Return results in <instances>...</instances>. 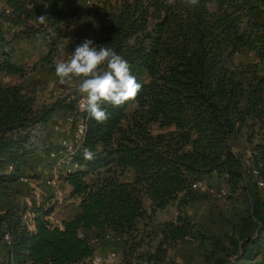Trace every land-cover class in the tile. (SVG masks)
Here are the masks:
<instances>
[{
	"label": "trees",
	"instance_id": "1",
	"mask_svg": "<svg viewBox=\"0 0 264 264\" xmlns=\"http://www.w3.org/2000/svg\"><path fill=\"white\" fill-rule=\"evenodd\" d=\"M0 184L25 176L26 161L37 152L36 133L47 129L55 104L35 96L3 76H20L13 61L21 43L40 41L54 56L75 9L60 0H0ZM100 26L94 43L111 47L128 61L142 84L134 101L119 108L104 105L109 119L97 124L86 112L85 128L61 176L76 211L49 225L52 207L44 201L10 206L0 212L2 233L9 235L4 264H72L92 254L85 235H119L120 259L160 262L168 247L191 233L184 213L158 225L152 251L138 249L144 228L156 210L183 203L192 181L223 177L226 188L246 187L250 233L229 238L226 259L213 264H260L253 261L264 244V201L256 196L252 167L264 166V0H96ZM99 10V15L97 14ZM47 21L40 24L37 17ZM254 62H237L241 53ZM73 108V106H71ZM70 106H68V109ZM71 109V108H70ZM232 138L249 147L245 161L232 150ZM84 148L96 154L83 160ZM8 166L11 167L8 170ZM128 173L130 180L123 179ZM148 201V207L144 206ZM32 212V228L22 219ZM108 242L107 239H104ZM228 248V249H227Z\"/></svg>",
	"mask_w": 264,
	"mask_h": 264
},
{
	"label": "rangeland",
	"instance_id": "2",
	"mask_svg": "<svg viewBox=\"0 0 264 264\" xmlns=\"http://www.w3.org/2000/svg\"><path fill=\"white\" fill-rule=\"evenodd\" d=\"M60 2L75 9L78 14V18L62 39L64 45L58 48L54 56H46V47L40 41L21 43L16 47L12 59L22 65L24 69L22 75L2 77L4 82L13 81L31 92L36 103L45 105L54 103L55 108L47 129L36 133V145L39 150L33 158L26 161L23 171L28 177L27 183L12 181L0 184V212L14 205L22 206L45 201L52 207L47 216H50L53 222L57 221L58 225L61 219L70 217L77 209V198L69 195L61 180L65 163L60 164L55 173H52L53 161L48 157V152L58 147L61 139L70 140L72 126L66 123V116L69 115L76 120L81 114L75 105L76 98L80 96L74 87L78 81L66 85L59 84L53 61L69 58L75 46L84 38L94 40L101 35L100 26L93 17L96 0ZM97 14L99 15V10ZM235 61L254 62V59L243 52L235 57ZM68 106L71 109H68ZM230 144L232 150L238 153L242 160L246 161L249 158V147L243 139L232 138ZM128 176V173H124L122 178L126 179ZM223 179L215 175L204 176L201 182L210 190H191L183 203L178 205L174 202L156 210L147 221L143 232L144 239L138 251L146 253L153 250L159 239L158 225L164 220L173 219L176 212L186 214L193 228L183 240L168 247L166 264H213L218 259H226L224 248L229 246V238H238L242 233H250L253 221L249 217L250 200L247 186L232 190L225 187ZM253 182L256 196L260 201H264V186H256L254 179ZM219 187H225L226 192L223 196L215 195V189ZM144 206L148 207L146 200ZM90 235L94 234L90 232ZM119 241L120 239L108 242L96 236L91 244L92 253H111L113 260L104 264H125L120 259ZM253 261L264 264V244ZM127 264H133V261Z\"/></svg>",
	"mask_w": 264,
	"mask_h": 264
},
{
	"label": "clouds",
	"instance_id": "3",
	"mask_svg": "<svg viewBox=\"0 0 264 264\" xmlns=\"http://www.w3.org/2000/svg\"><path fill=\"white\" fill-rule=\"evenodd\" d=\"M174 0H167L172 4ZM188 6H196L199 0H185ZM40 24L47 21V17H37ZM55 76L61 85L78 81L74 85L79 93L78 108L88 113L97 124H103L109 119V113L104 105L119 108L134 101L139 95L142 84L132 74L130 65L121 55L111 47L96 46L90 38H84L77 44L67 59L53 61ZM84 129H82L83 132ZM96 154L84 148L83 160L90 162Z\"/></svg>",
	"mask_w": 264,
	"mask_h": 264
},
{
	"label": "built area",
	"instance_id": "4",
	"mask_svg": "<svg viewBox=\"0 0 264 264\" xmlns=\"http://www.w3.org/2000/svg\"><path fill=\"white\" fill-rule=\"evenodd\" d=\"M79 100H80V96L76 98V103H75L76 108L78 110H79L78 108ZM65 121L67 124H70L72 126L70 140H67L65 138L61 139L58 143V147L48 152V157L53 161L52 173H55V169L58 166H60V164L65 163L66 166H64L62 175L68 172L70 168L75 167V164H73L70 161V155L73 152V149H75L78 146V142L81 139L82 134H83L82 129L85 128L84 117L82 115L76 120H74L71 116L68 115L66 116ZM7 168L8 170L11 169L10 166H8ZM249 172L252 175L256 186H259V187L264 186V179H263L264 178V166L258 165L256 167H252ZM18 181L20 183H27L28 177L21 176L19 177ZM189 187L190 189L197 190V191H204L208 189L207 186H205V184L201 182V180L192 181ZM225 192H226L225 187H219L218 189H215V195L217 196H223ZM174 214H176V212H174ZM31 216H32V212L29 210H25L24 213L22 214V219L28 228H32ZM46 218H47L49 225L57 223V221L53 222L50 216H46ZM77 236L84 237L90 245L96 239V235L95 236L90 235V234L85 235V232L81 229L77 231ZM103 238L109 241L110 240L115 241V240H119L121 237L111 232H104ZM8 241H9V235L6 231H4L2 233V242L8 243ZM112 260H113V255L109 252H106V253H94L93 252L90 256L80 261L74 262L72 264H104ZM138 262L143 263V264H166V258L160 262L149 261L146 259H141ZM0 264H4V259L1 256H0Z\"/></svg>",
	"mask_w": 264,
	"mask_h": 264
},
{
	"label": "crops",
	"instance_id": "5",
	"mask_svg": "<svg viewBox=\"0 0 264 264\" xmlns=\"http://www.w3.org/2000/svg\"><path fill=\"white\" fill-rule=\"evenodd\" d=\"M63 169H64V167H63ZM65 169H66V167H65ZM71 169H73V168H70V170ZM126 180H130V176H128V178H126ZM65 184V187H66V190L67 191H69V186L66 184V183H64ZM147 201V200H146ZM148 202V201H147ZM76 211V210H75ZM74 211V212H75ZM120 248V247H119ZM118 250V249H117ZM0 256L1 257H3V259L5 260V246H4V244L1 242L0 243Z\"/></svg>",
	"mask_w": 264,
	"mask_h": 264
}]
</instances>
